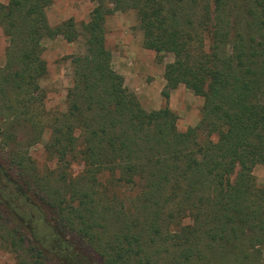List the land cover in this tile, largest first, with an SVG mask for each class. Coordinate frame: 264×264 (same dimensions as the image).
Masks as SVG:
<instances>
[{
    "label": "trees",
    "instance_id": "trees-1",
    "mask_svg": "<svg viewBox=\"0 0 264 264\" xmlns=\"http://www.w3.org/2000/svg\"><path fill=\"white\" fill-rule=\"evenodd\" d=\"M94 1L99 4L81 27L86 52L73 61L67 118L54 120L46 145L50 157L68 163L73 130H87L84 179L69 184V199L54 188L57 216L71 213L66 222H76L72 230L103 264H203L219 254L237 264H264V188L252 174L264 165V0H206L202 8V0H112L116 9L136 11L145 48L174 54L165 65L163 96L183 83L204 98L199 124L186 131L177 129L168 107L146 111L123 86L105 46L102 23L111 10ZM49 3L0 0L8 43L0 67V119L6 121L0 147L11 146L13 154L42 133L34 109L45 72L43 37L78 38L71 18L49 26ZM21 112L28 114L24 120ZM11 159L22 164L25 156ZM104 170L114 185L138 186L127 226L114 224L125 214L123 202L97 208L94 187ZM29 259L48 264L42 250Z\"/></svg>",
    "mask_w": 264,
    "mask_h": 264
},
{
    "label": "rangeland",
    "instance_id": "rangeland-1",
    "mask_svg": "<svg viewBox=\"0 0 264 264\" xmlns=\"http://www.w3.org/2000/svg\"><path fill=\"white\" fill-rule=\"evenodd\" d=\"M1 2L6 3L7 0ZM205 2L202 0L199 8ZM98 4L94 0H50L45 9L50 27L71 18L78 38L68 41L61 34L43 37L41 57L45 62V72L38 78V92L42 95L35 102L34 109L38 121L42 123V133L33 143L23 142L14 150V154L10 151L13 150L11 146L0 147V264H27L29 256L36 250H42L45 256L43 260L48 264H103L91 247L77 237L74 231L76 222L73 225L66 222V216L72 217L71 213L62 211L57 216V207L52 204L55 201L54 188L69 199L74 195L69 184L80 181L85 174L81 150L84 149L83 138L87 130L79 127L73 130L75 150L67 156L68 163L50 157L54 155L46 150L54 120L58 118L60 123V119L65 121L67 118V93L74 83L73 61L86 52L81 27L90 20ZM102 5L105 11L111 10L105 15L102 27L105 46L111 53V66L123 76V86L137 97L146 111L168 107L177 117L176 127L179 131L195 128L199 124L204 98L183 83L169 91L167 98L162 93L166 85L165 65L174 60V54L170 51L156 52L143 46L140 21L133 8L116 9L112 0H102ZM7 46L6 35L0 26V67L4 65ZM86 114L90 115L91 112ZM26 115L21 112L18 117L24 120ZM5 122V118L0 119L2 130H5ZM1 136L0 131V146ZM210 138L216 141L217 136L212 133ZM19 139L22 141V138ZM17 155L25 156L22 164L12 161L11 158ZM61 174L64 181L58 179ZM252 174L256 184L264 188V165L257 164ZM97 182L99 185L94 188L98 189V193L93 196L97 208L122 205L123 202L125 214L117 216L114 224L116 227L129 225L126 216L134 208L137 184L114 185L107 170L97 175ZM113 194L116 198L114 202L110 201L114 198ZM122 218L126 221L123 222ZM219 255L220 258L216 256L203 264L238 263L230 256ZM193 264H198V261Z\"/></svg>",
    "mask_w": 264,
    "mask_h": 264
}]
</instances>
